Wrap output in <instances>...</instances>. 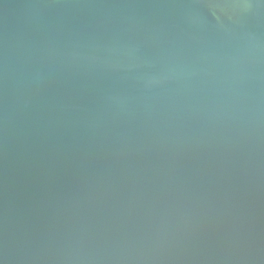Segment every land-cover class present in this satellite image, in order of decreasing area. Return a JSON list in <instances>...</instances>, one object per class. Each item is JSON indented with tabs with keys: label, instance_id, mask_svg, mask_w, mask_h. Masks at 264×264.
<instances>
[{
	"label": "water",
	"instance_id": "95a60500",
	"mask_svg": "<svg viewBox=\"0 0 264 264\" xmlns=\"http://www.w3.org/2000/svg\"><path fill=\"white\" fill-rule=\"evenodd\" d=\"M0 264H264V0H0Z\"/></svg>",
	"mask_w": 264,
	"mask_h": 264
}]
</instances>
